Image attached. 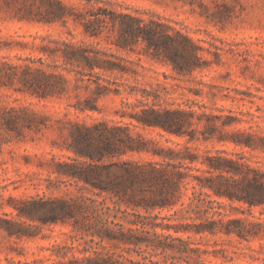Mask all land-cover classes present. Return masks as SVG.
Returning <instances> with one entry per match:
<instances>
[{
  "label": "trees",
  "instance_id": "trees-1",
  "mask_svg": "<svg viewBox=\"0 0 264 264\" xmlns=\"http://www.w3.org/2000/svg\"><path fill=\"white\" fill-rule=\"evenodd\" d=\"M11 11L20 21L59 24L68 35L40 36L41 43L34 45L38 57H19L18 62L1 58L0 87L40 99H75L70 106L81 112L99 111L100 99L121 94L119 82L108 79V75L141 74L134 67L139 63L120 58L113 48L100 42L106 31L115 34L110 43L116 50L135 51L140 46L139 54L170 65L179 76L202 71L216 62L204 57V47L161 18L116 12L92 0L81 7L61 0H0V13ZM70 24L82 27L83 38L78 39ZM142 97L128 104L134 113H121L133 118L137 127L160 130L161 136L164 132L188 137V144L216 139L264 151V136L239 129L225 131L240 122L236 117L163 106L160 96L147 90ZM46 120L28 107L0 104V130L5 132L19 136L27 129L40 131ZM65 125L70 127L68 149L74 156L65 161L53 157V173L57 180L75 186L76 193L23 200L18 208L19 217L73 225L70 244L56 246L63 260L52 264H208L204 255L209 251L193 247L192 235H235L244 240L258 237L261 222L233 218L224 212L226 206L235 209V203L248 209L264 206V172L243 156L234 158L226 151H216L206 152L201 160V155L187 145L163 147L141 133L133 136L129 126L71 120ZM128 153L158 159H122ZM198 162L202 166L196 165ZM163 210L173 213L161 216ZM119 213L125 219L133 217L128 223L134 227L115 222L112 217ZM175 217L181 221L166 222ZM7 231L18 237L26 235L10 227ZM105 244L123 253L107 251ZM74 249L82 256L68 257Z\"/></svg>",
  "mask_w": 264,
  "mask_h": 264
},
{
  "label": "rangeland",
  "instance_id": "rangeland-1",
  "mask_svg": "<svg viewBox=\"0 0 264 264\" xmlns=\"http://www.w3.org/2000/svg\"><path fill=\"white\" fill-rule=\"evenodd\" d=\"M69 5L81 7L87 0H61ZM99 6L116 12L132 13L144 18H161L176 29L182 30L206 51L203 55L216 62L202 71L179 76L170 65L139 54L135 51L116 50L110 40L115 34L106 31L100 42L113 48L120 58L133 60L140 75H108V79L120 84L121 94L114 93L98 102L99 111L81 112L71 107L75 99H40L13 88L0 87V104L28 107L47 117L42 129L25 130L21 135L0 130V264H52L63 260L57 255V245L70 244L73 233L71 223L44 224L18 216L23 200L50 199L76 193V187L57 180L53 170L56 161H65L74 153L68 149L71 143L70 127L65 121L92 125L107 121L111 125L129 126L133 136L138 133L160 142L163 147L187 145L201 155L206 152L226 151L237 158L243 156L252 167L264 172V151L236 146L232 142L199 141L187 143L188 137L164 134L160 130L137 127V122L122 117V112L134 113L128 104L137 103L144 90L160 96L163 106L181 107L216 115H231L240 120L225 131L242 130L264 136V0H92ZM69 28L78 36L82 27ZM66 37L67 29L59 24L45 25L38 22L20 21L14 12L0 13V59L5 57L14 62L18 58L38 57L34 48L40 44V36ZM219 53V56L216 55ZM140 58V60H139ZM142 66V67H141ZM132 89L134 91L131 93ZM152 102L151 100L149 101ZM138 110V109H137ZM218 124H222L218 120ZM197 127V126H194ZM202 129V125L198 127ZM199 136L202 135L199 133ZM124 160H157L149 154L128 153ZM202 166L200 162L196 163ZM62 181V182H61ZM221 201L228 203L227 200ZM226 206L224 212L233 218H247L261 222L263 227L258 237L249 240L232 235H192L193 247L208 250L204 255L208 264H264V206L248 209L246 205ZM157 213V211L155 212ZM173 211L163 210L161 216ZM133 217H128L132 220ZM115 222L128 223L122 213L112 217ZM176 217L171 223L180 222ZM11 222L16 223L13 227ZM190 222V220H183ZM14 228L26 235H10L7 228ZM107 251L123 253L105 244ZM82 256L77 249L68 253ZM126 257L139 259L135 253Z\"/></svg>",
  "mask_w": 264,
  "mask_h": 264
}]
</instances>
